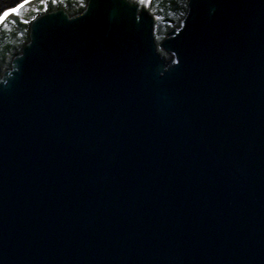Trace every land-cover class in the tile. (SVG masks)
Here are the masks:
<instances>
[{
  "label": "water",
  "instance_id": "1",
  "mask_svg": "<svg viewBox=\"0 0 264 264\" xmlns=\"http://www.w3.org/2000/svg\"><path fill=\"white\" fill-rule=\"evenodd\" d=\"M0 264H264V0L8 12Z\"/></svg>",
  "mask_w": 264,
  "mask_h": 264
},
{
  "label": "trees",
  "instance_id": "2",
  "mask_svg": "<svg viewBox=\"0 0 264 264\" xmlns=\"http://www.w3.org/2000/svg\"><path fill=\"white\" fill-rule=\"evenodd\" d=\"M26 0H0V20L10 11L25 2ZM179 6L182 0H177Z\"/></svg>",
  "mask_w": 264,
  "mask_h": 264
}]
</instances>
